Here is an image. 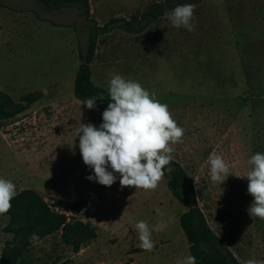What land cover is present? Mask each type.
Wrapping results in <instances>:
<instances>
[{
    "label": "rangeland",
    "instance_id": "374dc122",
    "mask_svg": "<svg viewBox=\"0 0 264 264\" xmlns=\"http://www.w3.org/2000/svg\"><path fill=\"white\" fill-rule=\"evenodd\" d=\"M154 1L161 0L89 3L102 26ZM1 2L22 14L17 41L0 43V90L22 106L25 95L41 98L0 126V178L12 181L17 193L37 191L50 204L86 201L79 218L97 229V238L79 253L61 232L47 237L24 252L27 264H177L190 255L180 226L188 209L172 196L165 177L154 190L121 188L119 173L110 187L86 178L94 173L82 160L75 131L80 122L99 127L100 112L82 105L74 86L90 22L72 9L48 12L37 0ZM193 23L189 32L161 18L140 35L115 29L100 36L92 81L107 89L112 75L121 74L168 106L185 130L171 155L192 178L209 226L242 264L264 260V220L248 214L254 198L248 179L237 177L247 175L252 155L264 153V0H204ZM210 155L229 167L221 184L210 180ZM140 220L152 230L151 252L139 246ZM9 227L10 217L0 216V257L18 246Z\"/></svg>",
    "mask_w": 264,
    "mask_h": 264
},
{
    "label": "clouds",
    "instance_id": "9594fccd",
    "mask_svg": "<svg viewBox=\"0 0 264 264\" xmlns=\"http://www.w3.org/2000/svg\"><path fill=\"white\" fill-rule=\"evenodd\" d=\"M195 9L193 3L177 5L170 11L166 10L164 16L174 27L192 32L195 30ZM106 91L109 103L102 113L103 122L99 127L91 122H80L75 131L74 141L79 137L82 160L94 173L86 178L110 187L117 180L115 173H119L121 188L154 190L164 178L165 170L169 174L173 171L171 153L174 149L171 145L182 142L185 130L178 126L168 106L138 81L113 74ZM105 99L101 92L86 98L82 105L91 110L97 107V100ZM208 163L212 182L221 184L231 175L220 155H210ZM247 163L250 167L247 175L237 176L248 179L247 191L254 198L247 212L253 220L257 217L264 220V153L257 152ZM16 195V185L0 178V215L11 210V201ZM155 211L160 213L159 208ZM135 227L140 248L153 251L155 244L148 223L140 220ZM40 241L37 233L29 237L32 244ZM177 264H196V257L184 256ZM245 264H264V260L248 259Z\"/></svg>",
    "mask_w": 264,
    "mask_h": 264
},
{
    "label": "trees",
    "instance_id": "16d2710c",
    "mask_svg": "<svg viewBox=\"0 0 264 264\" xmlns=\"http://www.w3.org/2000/svg\"><path fill=\"white\" fill-rule=\"evenodd\" d=\"M1 1L0 7L2 6ZM37 1L48 12L72 9L90 22L85 50L79 53L81 63L75 78L74 96L83 102L86 98L103 92L106 99L96 101V108L100 112L102 123V113L107 108L109 100L106 89L95 85L92 81L91 70L96 56L98 38L115 29L132 35H140L159 19L166 18L164 16L166 10L170 11L177 5L186 3L198 6L204 0L154 1L149 3L144 10L137 11L129 18H111L102 26L92 17L89 0ZM40 98V93L25 95L21 102L27 105L22 106L15 104L8 94L0 90V126L25 112ZM171 167L173 171L169 174L165 170L164 177L167 179V187L172 196L188 209L180 217V226L188 241L190 255L196 257V264H242L209 226L199 207L192 178L188 176L179 162L172 160ZM11 204V210L0 216L10 217L8 232L14 235L18 246L4 251L0 257V264H27L23 254L35 245L29 242L32 233H37L42 241L61 232L65 244L71 246L74 253H79L86 244L97 238V229L79 218L88 209L86 201L53 199L50 204L37 191L26 189L17 193ZM66 262L61 264H66Z\"/></svg>",
    "mask_w": 264,
    "mask_h": 264
},
{
    "label": "crops",
    "instance_id": "0c3cea01",
    "mask_svg": "<svg viewBox=\"0 0 264 264\" xmlns=\"http://www.w3.org/2000/svg\"><path fill=\"white\" fill-rule=\"evenodd\" d=\"M5 1V0H2ZM21 2L24 0H20ZM1 7H0V43H7V46H10L12 42L17 41L15 38L16 36L18 37V16L21 15L17 10H9L7 8H4V4L1 2ZM30 13V11H29ZM27 12L26 18H27V24H29V14ZM25 18V16H24Z\"/></svg>",
    "mask_w": 264,
    "mask_h": 264
}]
</instances>
